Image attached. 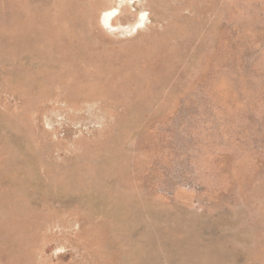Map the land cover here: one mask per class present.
Segmentation results:
<instances>
[{
	"label": "rangeland",
	"instance_id": "rangeland-1",
	"mask_svg": "<svg viewBox=\"0 0 264 264\" xmlns=\"http://www.w3.org/2000/svg\"><path fill=\"white\" fill-rule=\"evenodd\" d=\"M0 264H264V0H0Z\"/></svg>",
	"mask_w": 264,
	"mask_h": 264
},
{
	"label": "bare ground",
	"instance_id": "bare-ground-1",
	"mask_svg": "<svg viewBox=\"0 0 264 264\" xmlns=\"http://www.w3.org/2000/svg\"><path fill=\"white\" fill-rule=\"evenodd\" d=\"M118 1L120 3H123L124 0H118ZM131 2H135V0H131ZM120 12L121 10L118 6L104 10L101 14V22H103V24L106 25V27L109 26L110 29L112 30L123 28L126 31H129V29L131 31H135L139 29L140 27H142L146 22V13L142 12L138 15V19L136 20L134 24L128 25V26H125V25L118 26L114 24V20L119 16Z\"/></svg>",
	"mask_w": 264,
	"mask_h": 264
}]
</instances>
